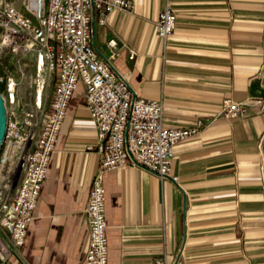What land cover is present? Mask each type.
I'll return each mask as SVG.
<instances>
[{"label": "crops", "instance_id": "1", "mask_svg": "<svg viewBox=\"0 0 264 264\" xmlns=\"http://www.w3.org/2000/svg\"><path fill=\"white\" fill-rule=\"evenodd\" d=\"M129 1L131 15L94 16V48L108 56L116 39V70L139 98L162 101L165 128L205 125L174 148L177 183L133 166L104 174L108 264H264V112L218 116L226 101L264 96V0ZM166 4L176 20L163 42L154 23ZM96 143L78 86L25 241L0 264L82 262Z\"/></svg>", "mask_w": 264, "mask_h": 264}, {"label": "built area", "instance_id": "2", "mask_svg": "<svg viewBox=\"0 0 264 264\" xmlns=\"http://www.w3.org/2000/svg\"><path fill=\"white\" fill-rule=\"evenodd\" d=\"M133 10L129 0H0V95L6 108L0 164H9L10 153L12 161L23 162L14 194L7 198L0 188L1 263L18 254L25 241L78 86L93 121L99 158L85 208L88 243L80 264H108L104 174L133 166L177 183L171 168L174 148L205 124L198 121L193 128H165L162 101L139 98L128 78L116 70V39L107 43L108 56L93 46L95 15L116 11L131 15ZM175 20L166 4L154 23L163 42L175 29ZM261 50L264 91V35ZM128 57L132 60L135 52L130 50ZM27 82L29 98L23 100ZM249 108L264 112V96L242 103L226 101L218 116L238 119ZM155 264L167 263L161 258Z\"/></svg>", "mask_w": 264, "mask_h": 264}, {"label": "rangeland", "instance_id": "3", "mask_svg": "<svg viewBox=\"0 0 264 264\" xmlns=\"http://www.w3.org/2000/svg\"><path fill=\"white\" fill-rule=\"evenodd\" d=\"M29 73H32V69H28ZM28 82L22 88V99L28 100ZM264 150V145H263ZM22 161L13 160L6 165L0 164V188L4 190L5 197L10 198L15 191L18 183V179L22 169Z\"/></svg>", "mask_w": 264, "mask_h": 264}, {"label": "water", "instance_id": "4", "mask_svg": "<svg viewBox=\"0 0 264 264\" xmlns=\"http://www.w3.org/2000/svg\"><path fill=\"white\" fill-rule=\"evenodd\" d=\"M5 128H6V108H5L4 100L0 95V150L4 140Z\"/></svg>", "mask_w": 264, "mask_h": 264}, {"label": "bare ground", "instance_id": "5", "mask_svg": "<svg viewBox=\"0 0 264 264\" xmlns=\"http://www.w3.org/2000/svg\"><path fill=\"white\" fill-rule=\"evenodd\" d=\"M7 160H8L9 163L12 162V154L11 153H10V156L7 157Z\"/></svg>", "mask_w": 264, "mask_h": 264}]
</instances>
